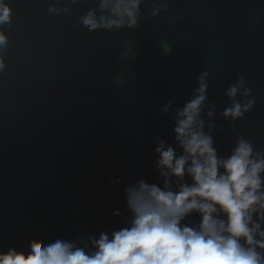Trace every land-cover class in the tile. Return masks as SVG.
<instances>
[{"label":"water","instance_id":"water-1","mask_svg":"<svg viewBox=\"0 0 264 264\" xmlns=\"http://www.w3.org/2000/svg\"><path fill=\"white\" fill-rule=\"evenodd\" d=\"M5 3L0 252L58 239L90 249L124 227V188L141 179L163 187L159 143L183 154L177 113L205 73L199 118L218 156L240 139L264 154V0H142L137 25L112 30L82 21L90 11L110 16L101 0ZM234 104L242 116L226 118Z\"/></svg>","mask_w":264,"mask_h":264},{"label":"clouds","instance_id":"clouds-1","mask_svg":"<svg viewBox=\"0 0 264 264\" xmlns=\"http://www.w3.org/2000/svg\"><path fill=\"white\" fill-rule=\"evenodd\" d=\"M141 3L101 0V10L110 16L98 21L90 11L82 21L89 30L133 28ZM11 18L12 9L0 0V24ZM7 43L0 31V53ZM4 67L0 54V71ZM204 76L196 97L177 113L176 141L183 154L177 155L163 141L155 149L163 187L141 179L124 188L129 213L124 227L111 234L101 232L91 239L90 249L85 241L79 247L59 239L44 246L33 240L27 253L15 248L0 252V264H264V154L254 153L251 144L240 139L231 156H218L199 118L206 99ZM238 87H243V80L228 95L235 97ZM249 107L251 102L243 111ZM242 114L240 104L223 113L232 119ZM193 216L199 221L193 222Z\"/></svg>","mask_w":264,"mask_h":264}]
</instances>
